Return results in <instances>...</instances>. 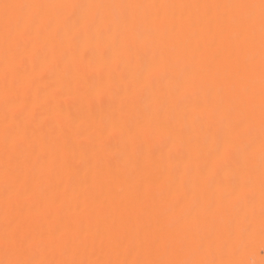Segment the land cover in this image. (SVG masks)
<instances>
[{
    "label": "snow or ice",
    "instance_id": "6c2138e0",
    "mask_svg": "<svg viewBox=\"0 0 264 264\" xmlns=\"http://www.w3.org/2000/svg\"><path fill=\"white\" fill-rule=\"evenodd\" d=\"M0 44V264H264V0H4ZM141 48H151L147 69ZM183 57L189 66L161 88V75ZM210 81L222 85L200 101ZM33 92L41 103L29 106ZM64 96L79 101L76 126L62 118ZM194 100L191 113L181 110ZM166 105L173 111L162 123L157 113ZM189 117L187 142L203 163L190 181L191 207L168 223L161 209L146 207L158 175L145 146L159 133L178 136ZM210 131L216 146L205 153ZM114 140L127 159L113 167L105 154ZM89 152L91 183L74 173L77 154ZM65 176L77 202L70 215ZM128 180L133 198L99 199L105 183ZM170 195L180 205L189 192L181 182ZM257 226L260 253L249 254L245 242Z\"/></svg>",
    "mask_w": 264,
    "mask_h": 264
},
{
    "label": "bare ground",
    "instance_id": "6f19581e",
    "mask_svg": "<svg viewBox=\"0 0 264 264\" xmlns=\"http://www.w3.org/2000/svg\"><path fill=\"white\" fill-rule=\"evenodd\" d=\"M4 2V0H0ZM9 2H14V0H9ZM35 2H44V3H61L66 2V0H35ZM80 2V0H77ZM84 2H99V3H120V2H136V3H159V4H172V3H205V2H216V3H225L229 0H84ZM186 44L191 43L186 41ZM141 57L145 64V69H147L148 62L151 59V48H141ZM259 56L257 51L256 62L258 64ZM190 64V60L187 57H183L176 61L172 69H169L167 73L162 74L160 77V87L167 89L170 87L173 76L180 71H183ZM124 64L121 65L123 69ZM4 51L3 46L0 44V173L3 169V128L4 122L2 119V113L4 110ZM222 85L221 81H210L204 88L201 89L199 93V100L202 101L205 96L209 99L216 93L217 89ZM256 85L257 91L259 88V73H256ZM152 90L148 89L144 92L145 103L148 102V98L151 97ZM193 102H186L182 106V111L192 112ZM32 103L39 104L41 99L36 97L35 93H32ZM62 107V118L74 126L79 124V120L76 119L79 113L80 104L79 101L71 96L60 97L57 100ZM258 97H257V121L256 127L257 132L259 129L258 121ZM173 109L170 106H164L157 113V118L162 123H167L170 119ZM179 135L178 136H168L163 133L154 135L149 139L145 146V152L153 164L152 171L158 175V183L155 184L152 188V196L147 201L146 207L150 210L152 209H161L164 213L163 219L168 223H173L175 219L182 215L184 210L191 207V183L190 181L194 180L199 175L200 167L203 163L202 160H198L193 157L191 146L187 142L188 134L193 128V119L191 117L183 119L177 125ZM216 146L215 137L210 131L208 133V143L207 147L203 148L205 153L209 151H214ZM127 159V156L124 153V145L122 141L114 140L105 154L106 163H110L111 166L117 165V163H122L123 160ZM259 164V156L257 154V171ZM94 159L92 154L84 153L77 154V158L74 162V173L78 174V177L81 182L91 183L92 176L94 174ZM186 169H188L186 171ZM65 184L67 185L66 193L63 196V205L64 212L66 214H71V211L75 210L76 201L72 200L73 196V186L71 181L67 176L64 178ZM183 182L185 190L189 192V197L182 201L180 205H175L172 201L170 192L175 186H178ZM131 180L122 182L118 185H108L105 183V187L102 193L97 190V195L100 200L107 203L116 199H131L134 196L133 191L131 190ZM84 183H80L76 186L77 190L82 191ZM119 194L116 196V194ZM2 200H3V179L0 175V216H2ZM82 202V201H81ZM69 203L71 204V209L69 208ZM247 250L255 249L257 253H260L261 237L259 234V229L255 235L248 241L245 242ZM264 254V253H261ZM95 258V257H92ZM256 260L260 259V254H257L253 257Z\"/></svg>",
    "mask_w": 264,
    "mask_h": 264
}]
</instances>
